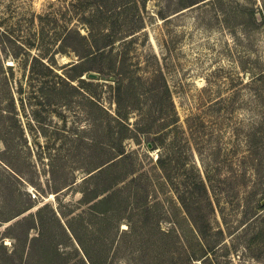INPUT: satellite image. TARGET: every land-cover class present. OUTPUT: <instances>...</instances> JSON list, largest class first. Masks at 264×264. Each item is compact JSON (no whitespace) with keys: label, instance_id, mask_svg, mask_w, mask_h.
Segmentation results:
<instances>
[{"label":"rangeland","instance_id":"374dc122","mask_svg":"<svg viewBox=\"0 0 264 264\" xmlns=\"http://www.w3.org/2000/svg\"><path fill=\"white\" fill-rule=\"evenodd\" d=\"M263 17L0 0V264H91L70 227L94 264H264ZM92 28L106 57L58 49Z\"/></svg>","mask_w":264,"mask_h":264},{"label":"trees","instance_id":"16d2710c","mask_svg":"<svg viewBox=\"0 0 264 264\" xmlns=\"http://www.w3.org/2000/svg\"><path fill=\"white\" fill-rule=\"evenodd\" d=\"M264 20V17H263ZM114 38H111L110 35L107 34H95L94 28L90 29V34L84 35L77 29H70L64 37H62L60 41L59 50L61 52H74L76 55L79 56L80 59H83L82 62L87 63L89 61L97 60L98 58L106 57L107 54V47L112 46ZM42 64L46 67V64L42 62ZM83 64V63H82ZM77 64L72 65L71 67L76 68ZM66 67V66H65ZM97 68V67H96ZM101 69V68H100ZM81 74L78 75L81 76ZM59 78L67 83L72 85V81L76 79L73 76H63L59 75ZM104 201V198L101 200L100 203ZM69 229V227H68ZM71 229V230H70ZM70 232L73 234L74 238L78 242V244L82 247V250L86 257L89 259L91 264L94 262L91 259L90 254L88 253L87 249L85 248L82 240L76 233V231L70 227Z\"/></svg>","mask_w":264,"mask_h":264},{"label":"water","instance_id":"95a60500","mask_svg":"<svg viewBox=\"0 0 264 264\" xmlns=\"http://www.w3.org/2000/svg\"><path fill=\"white\" fill-rule=\"evenodd\" d=\"M87 76L90 78V79H97L98 78V73H95V72H89L87 74Z\"/></svg>","mask_w":264,"mask_h":264}]
</instances>
